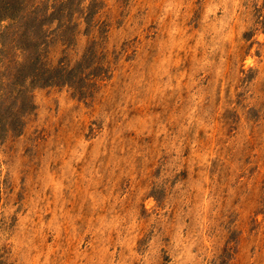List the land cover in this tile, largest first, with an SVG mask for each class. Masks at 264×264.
Returning a JSON list of instances; mask_svg holds the SVG:
<instances>
[{
  "label": "rangeland",
  "instance_id": "obj_1",
  "mask_svg": "<svg viewBox=\"0 0 264 264\" xmlns=\"http://www.w3.org/2000/svg\"><path fill=\"white\" fill-rule=\"evenodd\" d=\"M0 264H264V0H0Z\"/></svg>",
  "mask_w": 264,
  "mask_h": 264
}]
</instances>
